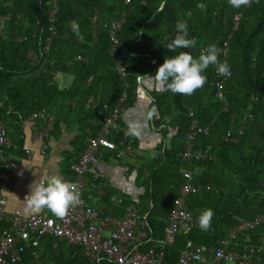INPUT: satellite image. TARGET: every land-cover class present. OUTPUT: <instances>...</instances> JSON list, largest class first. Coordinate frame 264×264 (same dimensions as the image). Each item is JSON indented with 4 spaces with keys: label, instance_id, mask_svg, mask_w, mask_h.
<instances>
[{
    "label": "trees",
    "instance_id": "obj_1",
    "mask_svg": "<svg viewBox=\"0 0 264 264\" xmlns=\"http://www.w3.org/2000/svg\"><path fill=\"white\" fill-rule=\"evenodd\" d=\"M53 10L55 21L51 22ZM239 13L242 18L233 31V18ZM122 19L117 53L126 67L124 80L110 52L107 28ZM178 20L187 24L188 38H194L196 44L170 52L166 43L174 38ZM70 21L78 24L80 39L71 31ZM1 23L0 118L10 127L12 145L6 154L14 157L24 156L22 125L34 113L54 115V129L60 116L73 114L84 129L91 119L98 130L123 93H127L125 107L132 104L142 79L154 76L164 58L180 51L197 58L209 44L219 49L227 42L228 53L219 57V63L227 62L231 76L225 81L221 99L213 80L215 65L205 70L204 85L192 95L173 94L163 88L149 91L152 127L159 130L163 142L143 165L144 195L136 203L121 198L116 205L106 190L103 215L122 216L126 206L134 204L147 223L148 236L139 250L158 252L162 250L163 220L184 181L181 171L199 169L194 182L211 184L214 190L188 196L192 220L163 249L164 264H177L189 246L220 247L219 241L236 226L235 217L253 220L264 212V0H249L238 9L229 6L227 0H0ZM91 97L98 109L86 108ZM193 120L211 127L209 134L196 139L194 151L210 146L214 158L189 164L180 155L187 148L186 136ZM119 123L121 131L109 138H132L121 125V118ZM230 130L237 142L226 141ZM72 162L67 166L70 177ZM4 172L0 160V180ZM205 209H211L213 215L208 230L201 231L196 220ZM8 227L0 222V235ZM260 246H264V223L239 233L228 249L252 252V264H264V250H257ZM19 264L90 262L82 247L68 248L57 238L45 236L38 246L26 247ZM96 264L115 263L103 256Z\"/></svg>",
    "mask_w": 264,
    "mask_h": 264
},
{
    "label": "built area",
    "instance_id": "obj_2",
    "mask_svg": "<svg viewBox=\"0 0 264 264\" xmlns=\"http://www.w3.org/2000/svg\"><path fill=\"white\" fill-rule=\"evenodd\" d=\"M55 3L56 0H53ZM129 2V0H126ZM249 4V0L245 3ZM55 13H50L51 22L55 21ZM242 18V13L237 14L234 19L233 31L237 29ZM123 19L107 25L111 39V55L115 62L116 70L121 78H127L125 64L117 53L119 45L118 31L121 29ZM4 31V23L0 24V35ZM51 39H48L46 49ZM228 53V43L225 42L218 49L217 62L219 57L226 56ZM231 76H220L217 74L213 78L217 88V97L222 98L225 81ZM128 86L127 83H125ZM127 93H123L118 105L112 110L102 127H97L94 121H90L86 127L85 148L80 157L72 162L70 170L72 180L79 192V202L70 207L64 217H45L38 214L25 216L16 210L7 213L5 209V194L12 188L13 181L10 176H3L0 180V222L9 225L0 235V264H19L22 255L28 245L36 247L45 236H53L58 241H64L71 247H82L84 255L90 264L98 263L103 256H106L115 264H164L165 246L172 244L179 231L191 222V215L187 205V198L190 195L201 192H210L214 190L213 185L208 183H195L194 171L182 169L183 184L181 190L174 201L172 209L163 220L165 224L162 250L155 252L153 250L142 252L139 245L147 239V223L145 217L136 209L134 204L127 205L122 216H104L101 209L89 204L85 197L86 187L89 182L93 183L97 199H103L106 196L107 185L102 172L99 170V161L105 151H112L117 158L125 156L138 155L137 147L134 144V138L126 140L118 138L117 141L111 140L109 136L121 131L120 118L125 103ZM70 102L66 101V104ZM75 106V103H72ZM106 107V105H104ZM87 109H98L96 100L91 97L86 102ZM193 114L190 113V116ZM29 119L41 120L42 128L37 130L34 136L37 139H46L54 129L55 117L46 112L34 113ZM210 126H200L193 120L187 133L188 145L185 151L180 155L183 160L189 164L204 159H213L211 147L203 150L194 151L193 144L200 135H207ZM242 134V130L239 131ZM226 141L237 142L232 131L225 135ZM10 141L7 137L5 123L0 118V160L5 168L11 172L17 165V160L6 150L10 148ZM44 145L43 149H46ZM112 202L120 204L122 199L116 195L110 197ZM236 218V226L230 231L225 240L219 241L220 247H208L205 245L189 246L183 251L177 264H221L223 262H233L234 264H252V252L239 253L229 250L228 247L239 233L248 232L264 223V212L253 220H244ZM21 242L17 245V241ZM56 246V244H55ZM258 251L264 250V246L257 248Z\"/></svg>",
    "mask_w": 264,
    "mask_h": 264
},
{
    "label": "crops",
    "instance_id": "obj_3",
    "mask_svg": "<svg viewBox=\"0 0 264 264\" xmlns=\"http://www.w3.org/2000/svg\"><path fill=\"white\" fill-rule=\"evenodd\" d=\"M150 77L153 76L147 75L142 79L135 99L130 106L123 109L121 114V125L135 138L138 155L117 158L114 152L107 150L98 165L105 178L107 190L112 195L134 203L138 202L145 192L142 186V179L144 175L146 176V168L143 169V165L153 158L156 149L163 142V137L159 130H155L152 127V109H150L151 99L149 97V91H159L162 87ZM90 121L93 120H88V123ZM42 125L43 122L41 120L32 119H28L23 123L24 156H13L17 160V165L11 172L4 165V176H10L13 181L12 188L5 194V209L7 213L18 210L25 216L34 214L45 217L54 216L46 208H42L35 213L27 208L24 199L29 194L30 185L33 181L46 179L53 175L64 181L72 180L67 166L70 161L74 162L80 156L81 152H79V149L84 148L86 129L82 127L78 117L75 115L63 114L60 116L58 125L49 134L48 138L37 139L34 134L42 128ZM6 130L7 137L12 145L9 138L10 127L8 128L7 125ZM172 135L173 132L169 134L168 142L171 140ZM45 144L47 148L43 149ZM195 173H200V170L196 169ZM69 177L70 179H68ZM85 197L90 205L101 209L102 212L104 211L103 199H97V194L91 181L86 187ZM58 243L60 245L65 244L68 248H73L64 241H58ZM221 264L234 263L223 262Z\"/></svg>",
    "mask_w": 264,
    "mask_h": 264
},
{
    "label": "clouds",
    "instance_id": "obj_4",
    "mask_svg": "<svg viewBox=\"0 0 264 264\" xmlns=\"http://www.w3.org/2000/svg\"><path fill=\"white\" fill-rule=\"evenodd\" d=\"M229 6L240 8L247 0H227ZM198 8L202 5L198 4ZM69 26L73 34L80 39L78 24L70 21ZM175 36L166 43V48L173 52L175 49H190L195 46L194 38H188L187 24L177 21L175 24ZM217 46L209 44L205 52L194 58L190 52L180 51L178 54L164 58L163 63L157 67L155 75L150 77L165 91L173 94L192 95L201 88L206 76L203 74L210 65H215L217 74L229 75V66L226 61L217 62ZM24 202L27 208L35 213L46 208L56 217H64L67 210L79 202V192L74 183L64 181L53 175L46 179L33 181L29 188V194ZM212 210L205 209L197 217L196 224L201 231H207L212 218Z\"/></svg>",
    "mask_w": 264,
    "mask_h": 264
}]
</instances>
